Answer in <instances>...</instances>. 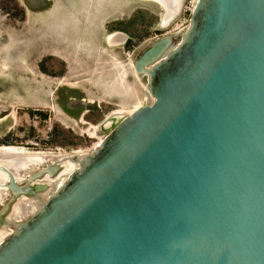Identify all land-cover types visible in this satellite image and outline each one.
Segmentation results:
<instances>
[{
	"label": "water",
	"instance_id": "95a60500",
	"mask_svg": "<svg viewBox=\"0 0 264 264\" xmlns=\"http://www.w3.org/2000/svg\"><path fill=\"white\" fill-rule=\"evenodd\" d=\"M134 67L153 102L51 185L0 153V264H264V0H198Z\"/></svg>",
	"mask_w": 264,
	"mask_h": 264
},
{
	"label": "rangeland",
	"instance_id": "374dc122",
	"mask_svg": "<svg viewBox=\"0 0 264 264\" xmlns=\"http://www.w3.org/2000/svg\"><path fill=\"white\" fill-rule=\"evenodd\" d=\"M187 5L163 28L151 0H0V146L64 156L96 147L153 102L134 62L187 24ZM116 30L125 44L107 42Z\"/></svg>",
	"mask_w": 264,
	"mask_h": 264
},
{
	"label": "bare ground",
	"instance_id": "6f19581e",
	"mask_svg": "<svg viewBox=\"0 0 264 264\" xmlns=\"http://www.w3.org/2000/svg\"><path fill=\"white\" fill-rule=\"evenodd\" d=\"M154 1L158 4H160L161 6H163L164 8H167L168 12L166 14L163 13V20H164V24L167 25L173 18L174 16L177 14V12L179 11L181 5H182V0H175V2L177 3V8L176 11H173L171 13L170 11V6H171V1L172 0H151ZM174 1V0H173ZM181 31L178 32H174L175 34L180 33ZM183 32V31H182ZM107 36H109V41L111 42H116V41H122L125 39V35L121 32H117V33H109ZM136 71V70H135ZM136 74L138 75L139 78H141V76L136 72ZM145 84V83H144ZM146 85V84H145ZM152 97V96H151ZM154 100V97H152ZM140 107V105H137L135 108H133L132 110L129 111L128 114L133 113L136 109H138ZM124 112V111H122ZM118 113V112H117ZM4 151V153H6L8 156L11 157H25V161L22 162V164L20 166H16V169L18 171V175H17V179L18 181H25L26 177L28 176V174H26V171L28 169H34L36 168V166H42L44 165L46 162L52 161L55 157H58L59 159H63V161L65 160L63 169L61 170V172L58 174V176L54 179H50V178H46L45 180L48 181L50 183V185L57 179L59 178L73 163H75L77 160H73L72 158H67L69 157V155L64 156L61 154H43L42 152H32L29 151L28 149L24 148V147H18V146H13V145H3L0 146V153H2ZM80 152V151H79ZM77 153V152H76ZM85 153V152H84ZM84 153H81L82 155ZM43 154V155H42ZM3 180L6 181V179L4 178ZM8 194L7 190H0V204L2 202H4L6 195ZM41 194V193H40ZM39 194V195H40ZM38 195V196H39ZM37 198V197H36ZM34 198V199H36ZM34 200H29L28 198H23L20 200L19 202V208H18V212L16 214V217L26 208L28 207ZM15 217V218H16ZM7 226V225H6ZM7 236V235H6ZM5 238V237H4ZM3 238V239H4Z\"/></svg>",
	"mask_w": 264,
	"mask_h": 264
},
{
	"label": "built area",
	"instance_id": "2783aa9c",
	"mask_svg": "<svg viewBox=\"0 0 264 264\" xmlns=\"http://www.w3.org/2000/svg\"><path fill=\"white\" fill-rule=\"evenodd\" d=\"M197 3H198V0H188V5L185 7L184 11L182 12L185 20L187 21V24L181 30L175 29L176 32L184 31L189 26L192 13Z\"/></svg>",
	"mask_w": 264,
	"mask_h": 264
}]
</instances>
